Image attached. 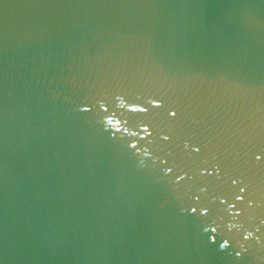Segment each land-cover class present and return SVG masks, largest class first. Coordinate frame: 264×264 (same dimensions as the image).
Instances as JSON below:
<instances>
[{"label": "snow or ice", "instance_id": "snow-or-ice-1", "mask_svg": "<svg viewBox=\"0 0 264 264\" xmlns=\"http://www.w3.org/2000/svg\"><path fill=\"white\" fill-rule=\"evenodd\" d=\"M154 106H157L158 107L159 105H154ZM131 112H133V113H143V112H145V109L144 108H141V107H133L131 109ZM173 115H174V113H173ZM142 130H143V132L145 133L146 136L150 135L149 130H148L147 127L143 128ZM257 159H259V157H257ZM241 191H243V190H241ZM192 211L195 212L196 209L194 208V209H192ZM212 231L215 232L216 229L213 228Z\"/></svg>", "mask_w": 264, "mask_h": 264}, {"label": "clouds", "instance_id": "clouds-1", "mask_svg": "<svg viewBox=\"0 0 264 264\" xmlns=\"http://www.w3.org/2000/svg\"><path fill=\"white\" fill-rule=\"evenodd\" d=\"M250 235H251V234L246 235V236H245V239H248Z\"/></svg>", "mask_w": 264, "mask_h": 264}]
</instances>
